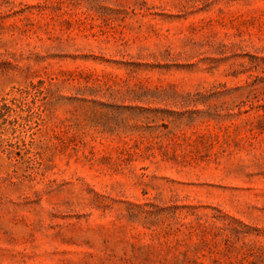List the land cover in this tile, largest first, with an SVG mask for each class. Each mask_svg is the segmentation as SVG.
I'll use <instances>...</instances> for the list:
<instances>
[{
	"label": "rangeland",
	"instance_id": "rangeland-1",
	"mask_svg": "<svg viewBox=\"0 0 264 264\" xmlns=\"http://www.w3.org/2000/svg\"><path fill=\"white\" fill-rule=\"evenodd\" d=\"M0 264H264V0H0Z\"/></svg>",
	"mask_w": 264,
	"mask_h": 264
}]
</instances>
